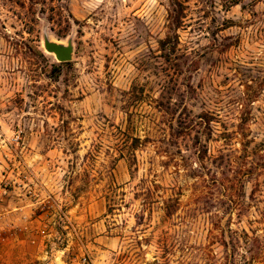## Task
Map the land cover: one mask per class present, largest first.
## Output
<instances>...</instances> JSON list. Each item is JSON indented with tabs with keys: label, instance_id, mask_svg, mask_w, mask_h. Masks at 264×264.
<instances>
[{
	"label": "rangeland",
	"instance_id": "obj_1",
	"mask_svg": "<svg viewBox=\"0 0 264 264\" xmlns=\"http://www.w3.org/2000/svg\"><path fill=\"white\" fill-rule=\"evenodd\" d=\"M0 264H264V0H0Z\"/></svg>",
	"mask_w": 264,
	"mask_h": 264
},
{
	"label": "water",
	"instance_id": "obj_2",
	"mask_svg": "<svg viewBox=\"0 0 264 264\" xmlns=\"http://www.w3.org/2000/svg\"><path fill=\"white\" fill-rule=\"evenodd\" d=\"M45 49L54 54L56 59L60 62H68L72 60L74 48L71 41L66 45L64 43L45 39Z\"/></svg>",
	"mask_w": 264,
	"mask_h": 264
},
{
	"label": "trees",
	"instance_id": "obj_3",
	"mask_svg": "<svg viewBox=\"0 0 264 264\" xmlns=\"http://www.w3.org/2000/svg\"><path fill=\"white\" fill-rule=\"evenodd\" d=\"M226 2H228L229 4H237L239 2V0H225Z\"/></svg>",
	"mask_w": 264,
	"mask_h": 264
}]
</instances>
